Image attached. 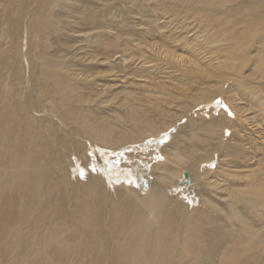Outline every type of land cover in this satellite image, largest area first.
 <instances>
[{
    "label": "rangeland",
    "instance_id": "obj_1",
    "mask_svg": "<svg viewBox=\"0 0 264 264\" xmlns=\"http://www.w3.org/2000/svg\"><path fill=\"white\" fill-rule=\"evenodd\" d=\"M59 2L0 0V24L10 13V28L19 18L27 37L12 55L10 37L0 34L6 79L15 66L21 72L14 89L3 85L0 105L43 124L50 161L41 164L55 177L40 180L25 200L0 194V264H132V242L146 234L147 253L137 264H264V0ZM51 9L55 20L46 14ZM44 18L49 23L41 26ZM46 53L60 62L54 71L64 73L65 85L44 77ZM74 111L80 121L70 117ZM133 112L150 120L142 140L131 138ZM156 138L157 148L137 146ZM120 188L151 200L160 211L152 227L138 221L137 204L124 216L131 202L117 204ZM124 218L128 224L119 225Z\"/></svg>",
    "mask_w": 264,
    "mask_h": 264
},
{
    "label": "bare ground",
    "instance_id": "obj_2",
    "mask_svg": "<svg viewBox=\"0 0 264 264\" xmlns=\"http://www.w3.org/2000/svg\"><path fill=\"white\" fill-rule=\"evenodd\" d=\"M53 1V0H52ZM58 0H54V2H57ZM210 1H213V0H210ZM131 2V1H130ZM47 3V2H46ZM49 3V2H48ZM52 3V2H51ZM59 3H62V0L61 2ZM200 3V2H199ZM212 3V2H210ZM53 4V3H52ZM207 3H205L206 5ZM130 5V4H129ZM55 6V5H54ZM61 6V5H60ZM50 7L51 4H50ZM49 7V8H50ZM205 7V6H204ZM53 8V7H52ZM56 9V8H55ZM48 10V9H47ZM57 10V9H56ZM52 11V9L50 10ZM95 11V10H94ZM46 12V11H45ZM48 15V19L49 20H55L56 19V15L58 14L57 12H54V9L52 12L49 13H46ZM37 15V13H36ZM40 15V13H39ZM11 14L8 13L4 19V22L5 24H0V34H3V35H7L8 37H10V41H11V48H12V55L14 53H19V50L18 49H15V45H16V41L17 42H21L22 43V49H24V46L26 45V41H27V37L24 33V27L22 26L21 30H20V27H21V24H20V20L19 18H16V22L13 26V28H10V19H11ZM33 16V15H32ZM41 16V15H40ZM128 15H126L127 17ZM4 17V16H2ZM47 17V16H45ZM53 17V18H52ZM125 17V18H126ZM132 17V16H131ZM37 18V17H36ZM128 18V17H127ZM42 19V18H41ZM47 20V18H46ZM45 18L43 20V22H41V26H42V23H44V21H46ZM40 22V21H39ZM48 22V20L46 21ZM49 23V22H48ZM69 23V22H68ZM46 24V23H45ZM39 25V23H38ZM67 25V24H66ZM45 26V25H43ZM47 26V25H46ZM45 26V27H46ZM48 26L50 27V25L48 24ZM64 25H62V28H63ZM34 28V27H33ZM48 28V27H47ZM41 29V28H40ZM44 30V28H42ZM41 29V30H42ZM49 29V28H48ZM70 29V28H69ZM47 30V29H46ZM65 30V29H64ZM231 31V30H230ZM47 34V32H45ZM228 33V32H227ZM44 34V33H43ZM49 34V33H48ZM79 35V34H78ZM76 37V36H75ZM78 37V36H77ZM76 37V38H77ZM49 43V42H48ZM47 43V45H48ZM56 45V44H55ZM152 45V44H151ZM45 46V45H44ZM49 46V45H48ZM52 46V45H51ZM67 46V45H66ZM65 46V47H66ZM78 47V46H77ZM149 47V46H148ZM158 47V46H157ZM47 48V47H46ZM155 48V47H154ZM63 49V48H62ZM66 49V48H64ZM68 49V48H67ZM168 49V48H167ZM161 50V49H159ZM64 51V50H63ZM155 51L157 52V49H155ZM163 52V50H161ZM167 51V50H165ZM79 52V51H77ZM219 52V51H218ZM65 53V52H64ZM73 53V52H72ZM159 53V52H158ZM167 53V52H165ZM66 54V53H65ZM161 54V53H160ZM168 54V53H167ZM173 54V53H172ZM52 55V54H50ZM64 55V54H63ZM160 56V55H159ZM162 56V55H161ZM175 56V55H174ZM179 56V55H178ZM71 57V56H70ZM195 57V56H194ZM41 60H40V67H42L40 70L47 76H43L45 78H48V79H51L55 82H58V85L61 86L62 84L65 85L66 83V80H67V77L64 75V73L61 74H58L57 71L55 73L54 69L56 67H59L60 62L56 59V58H49L48 54L46 53V55L44 56L43 54H41L40 56ZM63 58V56H62ZM69 59V58H68ZM83 59V58H82ZM181 59H183L184 62L188 63V65L193 61L192 59H190V56L187 58L186 57H183V55L181 56ZM199 59V58H198ZM76 60V59H75ZM81 60V59H80ZM79 60V61H80ZM195 60H197L195 58ZM202 60V59H201ZM77 61V60H76ZM82 61V60H81ZM178 62V61H177ZM190 62V63H189ZM62 63V62H61ZM207 63V62H206ZM71 64V63H70ZM185 64V63H184ZM208 64V63H207ZM63 65L64 62H63ZM141 66V65H140ZM69 67V65H68ZM71 67V65H70ZM69 67V68H70ZM143 67V66H142ZM156 67V66H155ZM66 68V67H65ZM140 69V68H139ZM139 69L135 68L134 70H137L139 71ZM150 69V67H149ZM8 70H9V66L8 64H5L3 66L0 67V102H2L4 99H6V96L7 94H5V89L2 88L3 85H5V83H8L10 82V85H11V88L14 89L15 87V84H16V81L19 79V76L21 75V72L19 71L18 69V66H15L13 69H12V73L15 74L14 76L11 77V80H8L6 79V74H8ZM143 70V69H141ZM231 70V69H230ZM15 71V73H14ZM143 72V71H142ZM145 72V71H144ZM143 72V73H144ZM147 72V71H146ZM149 72V71H148ZM140 73V72H139ZM141 73V74H143ZM163 73V72H162ZM166 73V72H165ZM10 74V73H9ZM136 74V73H135ZM150 74V73H148ZM160 74V73H159ZM170 74V73H168ZM166 74V75H168ZM76 75V74H74ZM73 75V77H74ZM145 75V74H144ZM153 75V74H152ZM163 75V74H162ZM171 75V74H170ZM169 75V76H170ZM68 76V75H67ZM86 76V75H85ZM137 76V75H136ZM135 76V77H136ZM173 76V74H172ZM81 77V75H80ZM131 77V76H130ZM78 78V77H77ZM82 78V77H81ZM144 78V77H142ZM150 78V77H149ZM76 79V78H75ZM147 79V77L145 78ZM225 79V78H224ZM5 80V81H4ZM7 80V82H6ZM47 80V79H46ZM78 80V79H77ZM81 80V79H80ZM83 80H85L83 78ZM132 80H133V77H132ZM228 80V79H226ZM4 81V82H3ZM82 81V80H81ZM135 81V80H133ZM132 81V82H133ZM131 82V81H130ZM137 82V81H136ZM143 82H144V79H143ZM163 83V82H162ZM18 86H16L17 88ZM15 88V90H17ZM118 88V87H117ZM163 88V87H162ZM19 89V88H18ZM140 89V87H139ZM15 90H14V93H15ZM21 90V89H19ZM138 90V89H137ZM22 91V90H21ZM20 91V92H21ZM124 91V89H123ZM147 91V90H146ZM145 91V92H146ZM131 92V91H130ZM147 93V92H146ZM20 94V93H19ZM17 94V95H19ZM144 94V93H143ZM151 94V93H150ZM22 95V94H21ZM130 95V94H128ZM137 95V94H136ZM139 95V94H138ZM142 93L139 95L141 96ZM147 95V94H146ZM20 96V95H19ZM138 96V98H139ZM151 97H153L152 95H149ZM55 97V96H54ZM137 97V96H136ZM142 97V96H141ZM140 97V98H141ZM145 97V96H144ZM155 97V96H154ZM153 97V98H154ZM57 98V97H56ZM55 98V99H56ZM134 99V97H131ZM143 98V97H142ZM142 98L140 100H142ZM147 98V97H146ZM162 98V97H161ZM25 99V98H24ZM163 99V98H162ZM161 99V100H162ZM169 99V98H168ZM23 100V99H22ZM138 100V99H137ZM150 100V99H149ZM152 100V99H151ZM156 100V99H155ZM160 100V101H161ZM165 100V98H164ZM133 100H131L132 102ZM167 101V100H166ZM126 102V100H125ZM134 102H135V99H134ZM141 102V101H140ZM144 102V101H142ZM154 102V100H153ZM151 102V103H153ZM129 103V102H128ZM165 103V102H164ZM177 104V103H176ZM238 104V103H237ZM236 105V104H235ZM142 106V105H141ZM145 106V105H144ZM143 106V107H144ZM239 106V105H238ZM74 106H72L73 108ZM136 106H134L135 108ZM142 107V108H143ZM237 107V105H236ZM235 107V108H236ZM19 108V107H18ZM133 108V107H132ZM139 108H140V105H139ZM201 108V107H199ZM234 108V106H233ZM17 109V108H16ZM156 109V108H154ZM13 108L11 106H4V105H0V194L4 193V196L5 195H9V197H13L16 201L18 200H21V199H26V197L29 195V194H32L34 192V187L37 186L40 182V180H42L43 178H45L47 176L48 179H50L51 177L52 178H55L54 176H52V174L54 173L53 170H51L52 174L50 173V168L48 166H45V167H42V159H43V162H45V164L47 165L50 161V156L46 155L44 152V146H45V143L43 142L44 141V138H43V134H42V128H44L43 124L42 123H38V122H34L33 120H30L32 118V116L30 117V114H28V112L26 110L23 111V109L21 111L17 110L15 112H13ZM72 110H75V107L72 109ZM144 110V109H143ZM163 110V109H162ZM142 111V109H141ZM256 111V110H255ZM72 112V111H71ZM144 112V111H143ZM146 112V111H145ZM158 112V111H157ZM242 112V111H241ZM14 113V114H13ZM16 113V114H15ZM168 113V111H167ZM170 113V111H169ZM246 113V112H245ZM263 113V112H262ZM70 114V113H69ZM68 114V116H69ZM146 114V113H144ZM150 114V113H148ZM172 114V113H171ZM240 114V113H239ZM163 115V119L167 120L169 118H172V115H169V114H162ZM161 115V116H162ZM175 116V115H174ZM72 117L75 121H80L81 118H82V115L81 114H77L74 113L70 116ZM247 119V117H245ZM34 120H36L35 118H33ZM156 119V118H155ZM148 121H150L149 119H147ZM171 120V119H169ZM128 121L131 122L132 124L136 125L137 126V131L132 135V139L133 141L135 140H138L141 138L142 140V137L144 136V134L142 133V130H145L146 129V125L148 123V121H146L145 117L141 115H138L136 112H133L132 115H131V118H128ZM158 121V119H157ZM155 121V122H157ZM100 125H102V121H99ZM155 125V123H154ZM153 125V127H154ZM162 124H160L158 127L160 128ZM165 125V124H164ZM156 126V125H155ZM179 126V125H178ZM181 127V126H179ZM173 128V126H172ZM50 129V128H49ZM49 129L46 128V130L48 131ZM115 129V128H114ZM113 129V130H114ZM158 128H156L155 130H157ZM184 129V128H182ZM55 130V129H54ZM159 130V129H158ZM51 131V129H50ZM61 131V129H60ZM64 131V130H62ZM28 133L30 132V136L27 138V140L25 139L24 137V133ZM56 132H57V128H56ZM55 132V134H56ZM54 133V132H53ZM57 133H61V132H57ZM69 133V132H68ZM67 133V135H68ZM83 133V131H82ZM109 131H106L105 129L102 130V133L98 134V138L101 142H104V139H108L110 140L108 137L110 136L109 134ZM183 133V132H182ZM24 134V135H23ZM50 134V133H49ZM186 134V133H185ZM190 134L189 136L191 137V139L194 137H199L200 135L199 134H196V133H188ZM47 135L44 133V136ZM63 132L61 134V138H62V141H65L63 140ZM66 135V137H67ZM71 135V134H70ZM83 135V134H82ZM199 135V136H198ZM58 136V135H57ZM60 136V135H59ZM85 136V135H84ZM47 137V136H46ZM58 138V137H57ZM56 138V139H57ZM49 139V138H48ZM47 139V140H48ZM52 138H50L49 140L51 141ZM60 139V138H59ZM146 139V138H145ZM188 139V138H187ZM190 139V138H189ZM202 141H201V144H203V147L201 148H204L206 147V144L208 142V138L205 137L204 135L201 137ZM107 140V141H108ZM150 139H147L145 140L144 142H138L137 146H140L141 148L142 147H151L153 146L157 148V146L155 145V141L156 142H160L162 141V139H151L152 142L149 141ZM149 141V143H148ZM188 141V140H187ZM197 141V140H196ZM109 142V141H108ZM107 142V143H108ZM193 142V141H192ZM51 143V142H50ZM56 144V142H54ZM62 143V142H61ZM163 143V142H161ZM52 144V143H51ZM109 144V143H108ZM107 144V145H108ZM111 145H114V143H110ZM145 144V145H144ZM153 144V145H152ZM104 145V144H102ZM143 145V146H142ZM160 145V144H159ZM158 145V147H159ZM49 146V145H48ZM52 146V145H51ZM109 146V145H108ZM167 146V145H166ZM50 147V146H49ZM56 147V145H55ZM111 147V146H110ZM110 147H107V148H110ZM132 146L128 145L126 147V149H129L131 148ZM151 148V149H153ZM191 148V147H190ZM106 149V148H104ZM51 150V149H50ZM49 150V151H50ZM53 150H54V147H53ZM100 150V149H99ZM154 150V149H153ZM156 150H159V149H156ZM104 150H101V152H103ZM109 151V150H107ZM51 153V152H50ZM69 154V153H68ZM67 154V155H68ZM123 154V153H122ZM46 155V156H45ZM54 156V154H53ZM51 156V158L53 157ZM73 157V156H71ZM63 158V157H62ZM171 158V157H170ZM173 158H178L177 156L174 155ZM172 159V158H171ZM72 160V159H71ZM168 160V159H167ZM177 160V159H176ZM103 161L107 162V158H106V155L103 156ZM175 161V160H174ZM170 162V160H169ZM177 162V161H176ZM109 163V162H108ZM171 163V162H170ZM170 163L169 166H170ZM174 163V162H173ZM178 164L180 166V161H178ZM174 166V164L172 165ZM178 166V165H177ZM178 166V167H179ZM49 168V170H48ZM171 168V166H170ZM177 168V167H176ZM88 169V168H87ZM162 169V168H160ZM172 169V168H171ZM162 171V170H161ZM89 173H92L91 171H88L86 172V176L84 179H88V181H90L89 179H91V176H89L88 174ZM97 173V172H96ZM113 174L112 173V179H113ZM95 175V174H93ZM98 175V174H97ZM95 175V176H97ZM110 175V176H111ZM120 175V174H119ZM100 176V175H99ZM126 176V174H125ZM162 176V175H161ZM95 178V177H94ZM114 180V179H113ZM19 181H22L24 182V184L27 187V189H23L22 187L19 186ZM86 181V180H85ZM100 180H97L96 181H93L92 184L93 185H97L98 182ZM60 182V181H59ZM91 182V181H90ZM62 183V182H61ZM65 183V182H64ZM100 186V184H99ZM116 186V185H115ZM212 186V185H211ZM210 186V187H211ZM95 187V186H94ZM214 187V185H213ZM75 188V187H74ZM96 188V187H95ZM98 188V186H97ZM220 188V186H219ZM87 189V192H89V188H86ZM100 188H98V191H99ZM124 188H120V191H118V195H117V200H119V202L117 204H120V200L123 199V200H126V201H130L131 203L129 205H127V207H125L126 205L124 204V209H123V214L124 216L126 217L129 213H128V209H130L131 206H134L135 204L138 205L139 209H140V212L139 213V216H138V221L139 222H144L146 223L149 227H152L153 224H154V214H157L159 213L160 211L158 209H155V206H153L152 202L150 199H145L143 201H140V200H136L138 198H136L137 195L135 194H132L130 192H127L125 189L123 190ZM217 189V188H216ZM23 190H24V193H23ZM68 190V189H67ZM239 190V189H236V191ZM97 191V193H98ZM101 191V189H100ZM233 191V190H232ZM235 191V192H236ZM110 192V191H109ZM89 195V193H88ZM3 196V197H4ZM90 196V195H89ZM10 197V199H11ZM86 198V197H85ZM140 198V197H139ZM143 198V197H142ZM89 199L91 198H87L85 200L84 203H82L80 205V207H77L79 209H82V208H86L85 207V204H87L89 201ZM77 200V199H76ZM12 200H10V203H8V206L11 204ZM96 202V201H95ZM117 202V201H116ZM167 202V201H166ZM89 204V203H88ZM111 204V203H110ZM91 205V204H90ZM87 206V205H86ZM119 205H117L115 207V204L111 205L112 208L114 209H117ZM142 206H144V209L141 210ZM90 207V206H89ZM87 207V208H89ZM166 208H167V204H166ZM79 211V210H78ZM118 211V210H117ZM0 212H1V207H0ZM87 212H88V209H87ZM144 212V213H142ZM135 216V215H134ZM137 217V216H136ZM5 224V217L2 215L0 216V235H3L4 234V231L2 230L3 229V225ZM125 224H128V221L124 218L120 223L119 225H125ZM153 230V228H149L148 231H151ZM147 234L145 235V238H146ZM142 239L141 241H137L135 239V241L133 240L132 242V246L130 247L132 251H129V254L133 257L134 260L131 259L132 261V264H137L138 262L142 261L143 258L146 256V253H147V244L145 240ZM244 241L246 242V240L244 239ZM130 256V258H131Z\"/></svg>",
    "mask_w": 264,
    "mask_h": 264
},
{
    "label": "water",
    "instance_id": "obj_3",
    "mask_svg": "<svg viewBox=\"0 0 264 264\" xmlns=\"http://www.w3.org/2000/svg\"><path fill=\"white\" fill-rule=\"evenodd\" d=\"M183 175H184V179H186L188 181L189 180L188 179L189 178V174L187 172H184ZM183 183H186V182L182 181L180 184H183Z\"/></svg>",
    "mask_w": 264,
    "mask_h": 264
}]
</instances>
